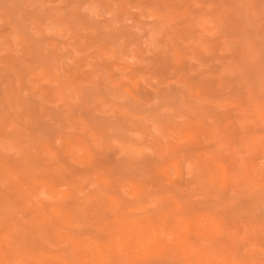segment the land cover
<instances>
[{
  "label": "rangeland",
  "instance_id": "obj_1",
  "mask_svg": "<svg viewBox=\"0 0 264 264\" xmlns=\"http://www.w3.org/2000/svg\"><path fill=\"white\" fill-rule=\"evenodd\" d=\"M0 264H264V0H0Z\"/></svg>",
  "mask_w": 264,
  "mask_h": 264
}]
</instances>
